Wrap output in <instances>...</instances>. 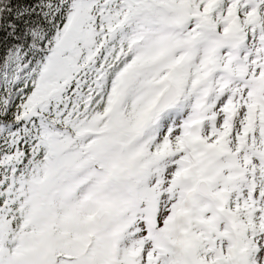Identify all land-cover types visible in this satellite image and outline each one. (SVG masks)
I'll list each match as a JSON object with an SVG mask.
<instances>
[{
	"label": "snow or ice",
	"instance_id": "6c2138e0",
	"mask_svg": "<svg viewBox=\"0 0 264 264\" xmlns=\"http://www.w3.org/2000/svg\"><path fill=\"white\" fill-rule=\"evenodd\" d=\"M0 264H264V0H0Z\"/></svg>",
	"mask_w": 264,
	"mask_h": 264
}]
</instances>
